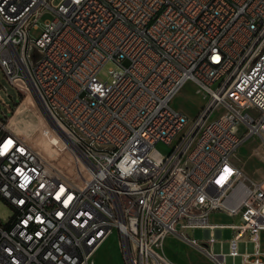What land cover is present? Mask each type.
<instances>
[{
  "label": "built area",
  "instance_id": "built-area-1",
  "mask_svg": "<svg viewBox=\"0 0 264 264\" xmlns=\"http://www.w3.org/2000/svg\"><path fill=\"white\" fill-rule=\"evenodd\" d=\"M108 60L120 67L101 81ZM0 70L65 144L44 158L0 118V197L12 209L0 264H93L113 231L125 264H175L165 237L196 241L182 220L224 264L213 210L240 220L226 264H264V182L234 161L245 139L264 136V0H0ZM189 81L205 97L191 119L171 103ZM244 244L252 257H238Z\"/></svg>",
  "mask_w": 264,
  "mask_h": 264
},
{
  "label": "rangeland",
  "instance_id": "rangeland-1",
  "mask_svg": "<svg viewBox=\"0 0 264 264\" xmlns=\"http://www.w3.org/2000/svg\"><path fill=\"white\" fill-rule=\"evenodd\" d=\"M58 0H54L57 2ZM52 17L49 11L43 13L38 22V28H31L29 31L30 37L36 38L41 32L42 23L44 20ZM123 64H127L124 61ZM120 67L111 60L106 61L97 73L98 79L105 81L110 79L108 69ZM0 98L9 104L4 105L0 102V118L4 119L7 116V128L19 135L27 142L38 154L44 158H51L54 155H59L63 150L60 146L65 144L55 135L47 137L43 131V119L34 111L35 100L32 102L23 94H19L17 87H14L0 70ZM22 102L20 106L17 103ZM172 105L175 109L183 112L189 119L196 115L200 108L205 103L203 92L198 89L193 82H187L183 85L177 94L172 99ZM17 107L12 113L8 108ZM216 112L212 116H215ZM54 144V145H53ZM56 145V146H55ZM157 148L162 151H168V146L158 143ZM234 161L241 167L246 176L253 181H264V136L253 134L245 139L242 145L238 148L234 155ZM12 214L11 207L0 197V220L6 221ZM238 216H230L222 211L213 210L209 214V223L231 224L239 223ZM184 234L195 238L198 242H206L204 230L202 228L181 229ZM232 236V230L224 227L221 230V237L218 242L223 247ZM249 239V233L245 236ZM259 248L264 252V229L259 230L257 235ZM204 245L194 247L186 241L175 235H167L164 239L163 248L165 253L175 264H214L203 253ZM212 248V247H211ZM249 250V249H248ZM251 250V249H250ZM93 264H125L120 238L116 232L110 233L102 243L97 247L92 255ZM226 264V262H224Z\"/></svg>",
  "mask_w": 264,
  "mask_h": 264
},
{
  "label": "bare ground",
  "instance_id": "bare-ground-1",
  "mask_svg": "<svg viewBox=\"0 0 264 264\" xmlns=\"http://www.w3.org/2000/svg\"><path fill=\"white\" fill-rule=\"evenodd\" d=\"M17 89L19 91V87H17ZM262 215L264 216V199L262 205ZM224 227L230 228L232 230V233L236 232V223L221 224V228L219 230V237H221V230ZM187 228H190V220H182L181 222L178 223V231ZM194 244L200 247L201 245H204V243L198 241H195ZM213 257H217L219 259V263L226 262V258L232 257V247L231 246L222 247L221 245H217V249L213 250ZM238 257L239 258L252 257V245L244 244V249H238ZM72 264H84V258L80 257V255H72Z\"/></svg>",
  "mask_w": 264,
  "mask_h": 264
},
{
  "label": "water",
  "instance_id": "water-1",
  "mask_svg": "<svg viewBox=\"0 0 264 264\" xmlns=\"http://www.w3.org/2000/svg\"><path fill=\"white\" fill-rule=\"evenodd\" d=\"M48 121L50 125L55 129V131L62 136L63 131L59 127H57L55 124H53L49 119Z\"/></svg>",
  "mask_w": 264,
  "mask_h": 264
},
{
  "label": "snow or ice",
  "instance_id": "snow-or-ice-1",
  "mask_svg": "<svg viewBox=\"0 0 264 264\" xmlns=\"http://www.w3.org/2000/svg\"><path fill=\"white\" fill-rule=\"evenodd\" d=\"M11 142L9 141V144H10ZM7 147H8V145H5L4 146V150L6 151L7 150ZM230 170L228 169V168H225V173L227 174L228 172H229ZM223 178V177H222ZM57 198H59V197H57Z\"/></svg>",
  "mask_w": 264,
  "mask_h": 264
},
{
  "label": "crops",
  "instance_id": "crops-1",
  "mask_svg": "<svg viewBox=\"0 0 264 264\" xmlns=\"http://www.w3.org/2000/svg\"><path fill=\"white\" fill-rule=\"evenodd\" d=\"M185 84H186V83H185ZM185 84H184V85H185ZM21 103H22V102H20L18 106H20ZM16 110H17V107L15 108V111H16ZM257 182H264V181H257ZM204 233H205V232H204ZM217 233H218V231H217ZM175 236H176V235H175ZM164 251H165V250H164ZM166 255H167V254H166ZM167 256H168V255H167ZM168 257H169V256H168ZM169 258H170V257H169Z\"/></svg>",
  "mask_w": 264,
  "mask_h": 264
},
{
  "label": "trees",
  "instance_id": "trees-1",
  "mask_svg": "<svg viewBox=\"0 0 264 264\" xmlns=\"http://www.w3.org/2000/svg\"><path fill=\"white\" fill-rule=\"evenodd\" d=\"M16 105H18V103Z\"/></svg>",
  "mask_w": 264,
  "mask_h": 264
}]
</instances>
